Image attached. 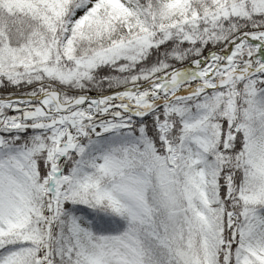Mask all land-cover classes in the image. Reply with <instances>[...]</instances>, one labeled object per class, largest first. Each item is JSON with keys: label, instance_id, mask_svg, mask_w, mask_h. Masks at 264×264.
Here are the masks:
<instances>
[{"label": "snow or ice", "instance_id": "1", "mask_svg": "<svg viewBox=\"0 0 264 264\" xmlns=\"http://www.w3.org/2000/svg\"><path fill=\"white\" fill-rule=\"evenodd\" d=\"M0 264H264V0H0Z\"/></svg>", "mask_w": 264, "mask_h": 264}]
</instances>
